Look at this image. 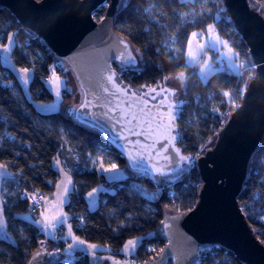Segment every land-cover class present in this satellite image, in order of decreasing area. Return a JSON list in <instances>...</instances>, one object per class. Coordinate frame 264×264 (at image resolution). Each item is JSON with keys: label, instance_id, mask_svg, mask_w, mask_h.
Instances as JSON below:
<instances>
[{"label": "trees", "instance_id": "1", "mask_svg": "<svg viewBox=\"0 0 264 264\" xmlns=\"http://www.w3.org/2000/svg\"><path fill=\"white\" fill-rule=\"evenodd\" d=\"M253 1L264 14V0ZM217 3L218 0H128L114 16V28L140 54V66L124 67L120 72L126 83L144 88L157 85L166 76L184 73L187 77L177 124L178 144L189 154L200 152L206 140L215 134L221 112L227 106L225 99L239 101L243 81L242 77L237 79L235 74L226 71H215L206 81L201 80L185 59L190 32L213 23L241 59L247 61L249 54L232 22L218 11ZM249 3L256 8L250 0ZM104 10L105 7L99 12L103 15ZM181 13L188 15L184 18ZM193 17L196 22L190 23ZM9 34L14 42L10 52L12 62L32 71L29 98L14 72L0 60V134L11 136L0 143V163H7L11 172V177L4 178L1 185L6 229L11 239L0 235V264H25L30 253L41 245L64 252L63 242L45 236L25 218L31 204L27 198H21L23 190L48 193L53 189L57 170L51 160L55 156L72 175L74 190L65 208L74 232L87 240L109 245L110 253L117 258H123L120 249L127 239L139 237L131 260L153 258L165 242L159 231L161 208L186 211L197 200L201 182L195 164L178 178L161 185L130 169L131 172L116 179L107 178L90 165L88 156L95 154L98 147L106 148L121 170L127 167L125 159L99 131L77 122L65 111V105L72 98L66 87L58 109L44 112L36 108L34 100L53 98L45 80L49 77L47 66L55 55L35 32L23 27L8 8L0 5V44ZM113 67L118 70L116 62ZM66 70L62 67L57 73L66 76ZM6 81L12 82L16 93L4 84ZM226 91L230 96L224 95ZM98 183H103L104 188L98 193L96 205L91 207L86 192ZM237 201L255 236L264 244V220L260 218L264 214V140L250 157ZM149 245L154 248L148 249ZM52 264L92 262L87 252L78 251L70 260L60 255ZM200 264L246 263L230 250L213 245L200 252Z\"/></svg>", "mask_w": 264, "mask_h": 264}, {"label": "water", "instance_id": "2", "mask_svg": "<svg viewBox=\"0 0 264 264\" xmlns=\"http://www.w3.org/2000/svg\"><path fill=\"white\" fill-rule=\"evenodd\" d=\"M127 1L107 0L99 19L93 12L104 0H0V5L8 8L23 27L35 32L73 74L80 98L76 104L67 105L66 111L77 122L99 131L125 159L128 169L161 185L195 164L201 185L194 206L180 212L161 208L159 231L164 244L153 258L131 264H200V252L213 245L230 250L246 264H264V244L255 236L237 201L250 157L264 140L263 11L253 8L249 0H218V11L232 22L246 44L247 63L255 66V73L246 77L243 89L247 85V91L242 93L239 107L233 105L227 110L216 133L191 159L178 140L173 147L163 138L168 135L169 104L178 106L173 111L172 134L178 133V97L183 82L169 76L168 81L155 86L132 87L119 79L113 67V62L118 68L141 65L139 52L114 28L115 12ZM129 51L134 63L126 59ZM112 73L115 85L126 89V94L107 79ZM152 88L172 91L156 95L150 92ZM181 156L190 159L183 161ZM59 257L57 250L41 245L25 264H52Z\"/></svg>", "mask_w": 264, "mask_h": 264}, {"label": "rangeland", "instance_id": "3", "mask_svg": "<svg viewBox=\"0 0 264 264\" xmlns=\"http://www.w3.org/2000/svg\"><path fill=\"white\" fill-rule=\"evenodd\" d=\"M250 1H251L252 5L254 7H256V8L258 7V4L255 1H253V0H250ZM100 9L101 8L98 6L97 7V10H95L93 12V15L97 19H99L101 17V15H102V13L99 12ZM211 24H213V23H211ZM206 28H207V26H206ZM192 32H198L199 35L197 37H191V33ZM217 35L220 37L221 41H226L218 33V31H217V29L215 27L213 29L212 36L215 37ZM207 37H208V32L207 31L193 30V31L190 32V34H189V36L187 38V41H188L189 38L192 39V48H193V51L197 52V60H198V63L197 62L189 63L188 56H187L188 44L186 42V47H185V59H186V62L189 65H191V66L194 67V69H195V71H196V73H197V75L199 77H200V74H199L200 65L203 64L205 60H207L208 63H209V65H210V60L212 59L211 48H213L212 47V43L213 42L210 41V40H208ZM6 43H8V40L7 39H6V41L4 43H2L0 45L6 44ZM199 44H205V48L203 49V51L198 50L197 45H199ZM229 47L232 49L231 52H229ZM213 49H215V50L218 51V56L221 57L226 62V64L228 65V67H229L230 60L233 61V62H235V63H237L236 60H235L236 59V55H235L236 52L234 51V49L230 46V44L228 42H227V46H225L223 43L216 44V46ZM4 55H8L9 56V62L8 63H5L3 61L2 57ZM0 60H1V62L4 65H6L7 67H9L14 72V74L17 77V79L19 80V83L21 85V88H22L23 93L27 97L30 98L29 82H28V84H24L22 82V80L20 79L19 74L17 72V69L23 68V67L16 66L12 62L11 57H10V53L5 54L3 52H0ZM125 67H127V66H125ZM122 68L123 67L118 68V70H122ZM230 72L233 73L231 70H230ZM179 74L180 73H178V74H176V75H174L172 77L177 78ZM29 75L31 77V72H30ZM210 75H208V77ZM55 76L56 77H59V79H60V84L59 85H57V83L54 80L52 82H49V79H48L49 77L45 80V84L49 88V90L52 92L53 98L51 100H48V101L34 100V103H35L36 108L39 109L40 111L48 112V111H52V110L58 109L59 108V105H60L61 98H62V92H63L62 90L65 87L72 94L71 100L64 107L65 111H66L67 105H70L72 103H75L76 104L77 101L80 98V93H79V90H78L76 81L74 79L73 74L69 70H66V76H63L62 74H59V73L55 74ZM200 79H201V77H200ZM162 82H164V79H163ZM4 84L7 85V86H10L11 89H12V91L14 93L17 92V89L13 86V84H12L11 81H6V82H4ZM183 84H184V81H183ZM57 91H59V95H57ZM182 95H183V85H182L181 94L178 97V101H180ZM5 137L11 138V136L8 135L7 133H1L0 134V143L4 140ZM208 140L209 139H207L206 142H208ZM205 143H204V145H205ZM204 145H203L202 148H204ZM57 157L58 156H55L51 160V164L57 170V178H56V181L54 183L53 189L50 192H48V193H44V195H43V197L41 199L40 207L38 208L37 217H36L37 218V220H36V226L45 234V236L52 237V238H55V239L60 240L61 242H63V244H64V252H60V255H61V257H64V259L66 261L67 260H70L72 258V256L76 252L83 251V252H87L90 255L92 264H114V261L119 262V264H130L131 255L134 254L135 251H133V252H126V251H124V245L126 244V242L128 240L134 239V238H139V237H131V238H129V239H127L125 241V243L123 244V246L120 249V252L123 254V258H117L114 255H112L110 253V247H109V245L103 244V243H100V242H96V241H90V240H87V239H85V238L77 235L74 232V229H73V226H72V232H73L74 236L79 237L81 240H83V241L86 242V244H73V236H70L68 234V225H72V223L69 220V214H68V212H67V210L65 208V205L68 202L70 193H69V195L67 197L66 202L63 204L62 207H60V208H54L52 206L55 203V200H56V197L54 195L57 192L56 185L60 181L61 176H62L61 171L58 169V167L56 166V163H55V160H56ZM88 158H89L90 165L92 167L96 168L99 172L105 173L107 178L116 179L118 177L123 176L124 173H125V172H123L124 170L123 169L121 170L119 167H118L119 168V171H117V172H111V173H106V172H104L101 169L100 163H99L100 160H103L104 167H108L111 163H115L114 160L112 159V156H110L108 154V151L106 150V148L104 149L103 147H98L96 153L89 155ZM94 161H96V163H94ZM60 167L63 168L65 171H68L69 175L72 178V175H71L69 169L66 166H64L61 163V166ZM125 168H126L125 170H128V172L130 171L127 167H125ZM4 178H7V177H4ZM2 182H3V180H2ZM93 188L97 189V191H96V193L92 197H89L88 196V193L90 191H92ZM103 188H104V184L103 183H98V184L94 185L93 187H91L86 192V199L89 202V205H93L95 202H97L98 193ZM169 194L171 196L173 195L172 190H169ZM2 198H3V196H2ZM45 201H50L51 203L46 204ZM95 205H96V203H95ZM56 212H64V213H66L67 214V219L64 221L63 225H58L55 230H52V231L45 230L43 228L42 224L38 222L42 218L41 217V214L43 213L45 215L51 216V215L55 214ZM260 218L262 220H264V214L261 215ZM139 240H140V238L138 239V242H139ZM91 244H96V245H98V247L96 249H94V250L88 248L87 245H91ZM69 245H73V247L72 248H69ZM153 248H154L153 245H149L148 246V249H153Z\"/></svg>", "mask_w": 264, "mask_h": 264}, {"label": "snow or ice", "instance_id": "4", "mask_svg": "<svg viewBox=\"0 0 264 264\" xmlns=\"http://www.w3.org/2000/svg\"><path fill=\"white\" fill-rule=\"evenodd\" d=\"M108 4H107V0H104V2L99 5L100 8H103V7H107ZM121 6H123V2L121 4ZM202 14V13H201ZM187 13H181V16L186 18L187 17ZM103 19V18H101ZM190 23H195L196 20H195V17H193V19L191 21H189ZM215 28V25L214 24H209L207 25V28L206 29H202L201 31H207L208 32V37L207 39L212 41V47L214 48L216 46V44H219V43H223L225 46H227V41H221L220 37L217 35L215 37L212 36V32H213V29ZM199 35L198 32H192L191 33V37H197ZM7 40H8V43L6 44H3V45H0V52H3L5 54L7 53H10L11 50H12V47H13V39H12V36H8L7 37ZM173 40L175 41L176 40V37L173 36ZM123 43V41H122ZM187 44H188V50H187V56H188V61L189 63H193V62H197L198 63V60H197V52L193 51V48H192V39L189 38L188 41H187ZM125 47L127 48V44H125ZM197 48L198 50L200 51H203V49L205 48V44H199L197 45ZM232 49L229 47V52H231ZM235 55L238 56V53H236ZM3 61L5 63H8L9 62V56L8 55H4L2 57ZM122 59H124L122 57ZM127 61L129 62H132L134 63L135 62V57H133L131 55V52L129 51V54L127 56ZM246 65L244 62H240V63H235L233 61L230 60L229 62V69L237 76L241 75L242 72L241 70L242 69H245ZM264 67V66H262ZM223 69H220V68H212L208 61L205 60L203 64L200 65V68H199V74H200V77L202 80L206 81L208 75H210L211 73L215 72V71H222ZM32 71L31 68L29 67H23V68H19L17 69V72L19 74V77L20 79L22 80V82L24 84H28L29 82V79H30V72ZM181 82L185 81L187 79V77L185 76L184 73H180L177 77ZM49 82H52L53 80L57 83V85L60 84V79L59 77H56L55 76V69L53 67V76H50L49 78ZM107 79L112 82L114 84V86L117 87V90L118 91H121V92H124L126 94V89H120L119 86L115 85V74L112 73V74H109ZM164 81H168L170 79V77H163ZM172 90L170 89H165V88H160L159 91H157V88H152L150 89V92H155L156 95H159L161 92H171ZM247 91V85L245 86L244 89L241 90V92H246ZM174 94V92H173ZM57 95H59V91H57ZM133 95H135V93H133ZM225 96H230V92H225L224 93ZM152 99H156V96H152ZM167 99V96H165V100ZM146 103V102H145ZM161 103L163 104L164 101H161ZM84 106V105H82ZM236 107H239V105H235ZM178 107L176 105H173V104H169L168 105V116H169V124L167 126H165V131L168 133V135L164 136L163 138L168 140L169 143H172L173 144V147H174V142H176L178 139H179V134H172V129L174 127L173 125V121H175L176 119V116L173 114V111L174 109ZM141 112H143V109H141ZM135 118V117H134ZM131 122V121H129ZM138 134H143V133H138ZM165 151H167V149H165ZM175 151L177 153L180 152V149L176 148ZM133 160H135L136 158L133 157L132 158ZM181 160L183 161H188L190 159V157L188 156H181L180 157ZM55 163H56V166L58 167V169L61 171L62 173V176H61V179L60 181L57 183L56 187H57V192L54 194L55 197H56V200H55V203L52 205L54 208H60L63 206V204L66 202L67 200V197L69 195V193L71 191L74 190V183H73V180L71 178V176L69 175L68 171H65L63 168H61V160L59 159V157L56 158L55 160ZM94 163H96V161H94ZM100 163V167L101 169L106 172V173H111V172H117L119 171V168H118V165L116 163H111L108 167H104V163H103V160H100L99 161ZM7 169H8V164L7 163H0V176H4L6 174H9L7 172ZM157 172L160 174V175H165V172L161 169H157ZM97 189L93 188L92 191H90L88 193V196L89 197H92L95 193H96ZM40 195L39 192H36L33 194V196L31 197L33 200H35V197ZM36 203H39V201H35ZM46 204L48 203H51L50 201H45ZM4 202L3 200H0V227H3L4 226ZM190 211V209H189ZM41 220L38 221L39 223L42 224L43 228L45 230H48V231H52V230H55L56 227L58 225H63L64 221L67 219V214L64 213V212H56L55 214L49 216V215H45V214H41ZM68 234L70 236H73V244H86L85 241L81 240L79 237H76L74 236L73 232H72V225H68ZM138 239L139 238H134V239H130L126 242V244L124 245V251L126 252H133L135 251L136 247L138 246ZM42 243V242H41ZM73 245H69V248H72ZM88 248L90 249H96L98 247V245L96 244H91V245H87ZM114 264H119V262H116L114 261Z\"/></svg>", "mask_w": 264, "mask_h": 264}, {"label": "built area", "instance_id": "5", "mask_svg": "<svg viewBox=\"0 0 264 264\" xmlns=\"http://www.w3.org/2000/svg\"><path fill=\"white\" fill-rule=\"evenodd\" d=\"M14 33V32H13ZM235 51V50H234ZM236 52V51H235ZM238 53V52H236ZM236 62L237 63H240V62H244L246 67L245 69H242L241 72L242 74L237 76V79L241 78L243 79V81L241 82V85H240V89H239V93H238V96L240 95V99H241V95H242V92L241 90L243 89L244 85H245V80H246V77H250L251 74H254L255 73V66L252 65V64H249L247 63L246 60H243L241 59V57L239 56V53H238V56L236 55ZM210 66L213 67V68H220V69H223L222 71H226V72H230V69L228 67V65L226 64V62L218 56V52H212V59L210 60ZM53 67L55 69V74H57L58 70L60 68H62L63 66L60 64L59 60L55 57L53 59V61L47 66L48 70H49V77L50 76H53ZM124 68V67H123ZM119 79L126 83L121 77H120V72L121 70H115ZM234 74V73H233ZM128 84V83H126ZM129 85V84H128ZM148 87V86H147ZM225 102L227 103V106L223 109V111L221 112V115L219 117V126L221 125V122H223L224 120V117L225 115L228 114V111L227 110H230V108H233V105H238L240 103V100L238 101L237 98H233L232 100H230V98H226L225 99ZM219 128V127H218ZM217 131V130H216ZM216 133V132H215ZM179 134V132H178ZM191 159H194L198 154V153H195V154H189L187 153ZM190 169V168H189ZM188 169V170H189ZM187 170V171H188ZM36 192H39L40 195L36 196L35 197V200H33L31 197L33 196L34 193ZM44 193L41 191V190H38V189H34L32 191H25L23 190L21 192V198H27L31 204V207L29 209V211H27V215L29 216V218H36L37 217V212H38V208L40 207V203H41V199L43 197ZM35 201H39V203H36Z\"/></svg>", "mask_w": 264, "mask_h": 264}, {"label": "crops", "instance_id": "6", "mask_svg": "<svg viewBox=\"0 0 264 264\" xmlns=\"http://www.w3.org/2000/svg\"><path fill=\"white\" fill-rule=\"evenodd\" d=\"M211 52H218L217 50H215V49H213V48H211ZM126 168H123V172H125V173H127V171L128 170H125ZM7 172L9 173V174H6V175H4V176H0V200H3V198H2V193H1V185H2V180L4 179V177H11V172H9L8 171V169H7ZM96 203V202H95ZM95 203L93 204V205H90L91 207L92 206H95ZM25 218H27V219H29L31 222H33L35 225H36V220H37V218H29V216L26 214L25 215ZM0 235L3 237V238H6V239H11V235L8 233V231H7V229H6V220H5V217H4V226L3 227H0ZM133 261L131 260L130 261V264L132 263Z\"/></svg>", "mask_w": 264, "mask_h": 264}]
</instances>
